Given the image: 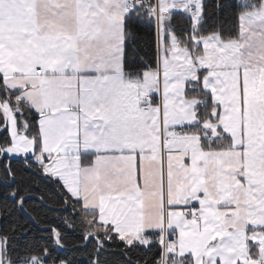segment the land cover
Segmentation results:
<instances>
[{
    "label": "crops",
    "instance_id": "crops-1",
    "mask_svg": "<svg viewBox=\"0 0 264 264\" xmlns=\"http://www.w3.org/2000/svg\"><path fill=\"white\" fill-rule=\"evenodd\" d=\"M113 2L90 0L76 9L72 25L36 17L28 26L0 29L3 83L22 88L17 98L43 110L44 136L54 134L73 147L79 139L103 153L94 164L108 165L96 173L99 180L108 177V187L129 183L140 195L139 170L150 219L163 226L167 214V224L180 228L178 242L182 251L192 252L194 264H206L210 255L219 256L221 264H248L249 229L264 198V45L239 55V37L225 43L214 35L223 46L206 43L195 57L199 65L162 64L144 71L143 78L130 76L123 67L124 34ZM105 40L111 41L110 65L98 57ZM200 66L209 68L202 87L219 107V126L230 137L222 149L207 148L199 135L174 127L197 123L198 102L187 99L184 88ZM154 78L159 83L155 105L148 96ZM191 200H199L197 219L167 207ZM140 226L134 218L132 227Z\"/></svg>",
    "mask_w": 264,
    "mask_h": 264
},
{
    "label": "snow or ice",
    "instance_id": "snow-or-ice-1",
    "mask_svg": "<svg viewBox=\"0 0 264 264\" xmlns=\"http://www.w3.org/2000/svg\"><path fill=\"white\" fill-rule=\"evenodd\" d=\"M88 3L90 0H0V29L28 26L36 17L72 25L76 9ZM112 7L120 16V35L127 33L130 44L135 45L129 47L126 55L132 58L125 66L144 67L130 76L143 78L148 70L138 59L143 51L142 36L154 49L151 68L164 60L179 65L176 56L191 57L199 65L195 56L206 50V43L223 46L214 32L227 42L225 25L230 21L237 22L239 55L255 44L264 45V0H114ZM181 49L187 51L186 56ZM98 57L112 63L111 41H103ZM207 71V67H198V77ZM189 83L197 86L190 91L209 97L197 108L211 103L210 91L200 88V80ZM22 91L3 83L0 75V264H194L192 252L182 251L178 242L180 228L167 224V214L163 226H155L150 219L139 170L136 185L140 195L129 183L108 187V177L102 181L96 175L108 165L104 160L94 164V158L103 153L82 146L79 139L73 147L54 134L44 136L41 120L45 114L25 107L23 98L18 101ZM148 96L151 104H157L156 91ZM5 103L7 110L2 107ZM174 127L199 128L200 124ZM201 138L207 141L206 136ZM219 139L214 138L212 145ZM188 160L186 156L185 162ZM167 207L196 209L199 200ZM134 218L140 227H132ZM249 244V256L255 260L259 241ZM206 264H221L220 257L210 255Z\"/></svg>",
    "mask_w": 264,
    "mask_h": 264
},
{
    "label": "trees",
    "instance_id": "trees-1",
    "mask_svg": "<svg viewBox=\"0 0 264 264\" xmlns=\"http://www.w3.org/2000/svg\"><path fill=\"white\" fill-rule=\"evenodd\" d=\"M225 33H224V40H232L238 37V26L236 21H230L225 25ZM219 31V30H218ZM213 34H219L217 32H214ZM220 37V36H219ZM135 47V45H131L130 41L128 39L127 33H124V55H123V67L124 70L128 73H133V72H140L144 70V67H139L136 69H131L125 66L126 61L131 59L132 57L127 56L126 54L129 51V47ZM141 46L143 47V51L140 52L139 54V61L141 64L145 67L148 68V70H153L156 68H151L152 67V61L155 58L154 57V49L150 48L147 44V38L141 37ZM199 55V54H198ZM196 55V56H198ZM195 56V57H196ZM202 78L198 77V74L196 78L192 81H197L200 80V88L202 87ZM197 87L193 83H186L185 88H184V96L187 99H195L197 100V104H204L205 101L209 99L207 95H205L203 92H192L190 89H193ZM16 99L19 101V99L16 97ZM211 99V97H210ZM3 107L7 110L8 105L5 103ZM25 107H29L27 104H25ZM219 115H220V109L217 105H215L211 99V103H208L206 107L203 108H195V116L197 119V123L200 124L199 128H186L184 129L186 132H190L193 134H197L200 136H209L211 140H202L201 138V143L207 147V148H216V149H222L225 148L229 145V139L226 138L228 137L220 128L219 126ZM209 123L215 126L213 131H205V126L204 124ZM216 137H220V139L217 141L216 145H212V140ZM251 245L249 244V248Z\"/></svg>",
    "mask_w": 264,
    "mask_h": 264
},
{
    "label": "rangeland",
    "instance_id": "rangeland-1",
    "mask_svg": "<svg viewBox=\"0 0 264 264\" xmlns=\"http://www.w3.org/2000/svg\"><path fill=\"white\" fill-rule=\"evenodd\" d=\"M213 35L218 36L217 34H213ZM212 49H215L214 52L218 51L217 48H211V50ZM180 51H183L185 56L187 55L186 50L181 49ZM174 59L177 61H180L181 63L179 65H176V64H171L170 61L164 60L163 61L164 66H165V64H168V65L173 66L174 68H182L188 64H191L190 62H193V59H191V57L185 60L183 56H176V57H174ZM149 78H151V77H149ZM149 82L153 83L152 91H156L159 94V83L157 81H155V78ZM169 93H170V91L168 92V94ZM206 130H207V128H206ZM260 207H261L262 211L259 214H254L256 216L257 220L255 222V226H252V228L249 229L248 239H249V241L250 240L251 241H257L258 240L259 241L260 248H259V254H258L257 258L264 259V198L260 202ZM186 219L189 220L188 218H186ZM234 223L237 224L238 222L235 220ZM247 249L249 250V243L247 244ZM248 255H249V253H248ZM248 258H249L248 264H255V260H253L251 258V256H248Z\"/></svg>",
    "mask_w": 264,
    "mask_h": 264
},
{
    "label": "built area",
    "instance_id": "built-area-1",
    "mask_svg": "<svg viewBox=\"0 0 264 264\" xmlns=\"http://www.w3.org/2000/svg\"><path fill=\"white\" fill-rule=\"evenodd\" d=\"M38 72L40 71V70H37ZM179 132H181V130H179ZM207 140H211V138L209 137V136H207ZM198 212H199V209L198 208H196V209H193V208H191V207H189V208H185L184 209V213L187 215V216H189V213L191 214V215H193L194 216V218H196L197 219V217H198ZM165 238V237H164ZM166 239V238H165ZM255 264H264V259H258L257 261H256V263Z\"/></svg>",
    "mask_w": 264,
    "mask_h": 264
},
{
    "label": "water",
    "instance_id": "water-1",
    "mask_svg": "<svg viewBox=\"0 0 264 264\" xmlns=\"http://www.w3.org/2000/svg\"><path fill=\"white\" fill-rule=\"evenodd\" d=\"M3 107V106H2ZM4 108V107H3ZM5 109V108H4Z\"/></svg>",
    "mask_w": 264,
    "mask_h": 264
}]
</instances>
